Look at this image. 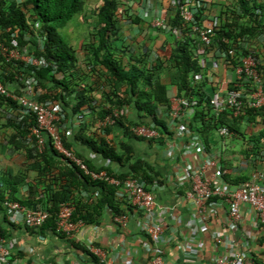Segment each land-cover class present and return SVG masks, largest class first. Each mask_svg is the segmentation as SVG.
I'll return each instance as SVG.
<instances>
[{"label":"trees","instance_id":"16d2710c","mask_svg":"<svg viewBox=\"0 0 264 264\" xmlns=\"http://www.w3.org/2000/svg\"><path fill=\"white\" fill-rule=\"evenodd\" d=\"M198 1L201 5L195 20L212 23L211 43L201 46L197 35L192 34L190 24L172 7L168 12V24L178 27L181 35L176 38L169 33L167 36H173L174 45L168 55H161L153 44L157 36L152 32L147 38V34L142 35L144 19L133 14L132 7H126L122 0L94 1L99 5L89 7L92 28L87 40L83 39L77 45L67 43L59 29L75 14H81L82 20L88 22L83 12V0H23L20 3L0 0L1 27L19 28V47L29 48L46 62L44 66L31 68L32 75L36 87L42 90L39 100L58 102L62 107V117L55 125L60 129L64 145L72 146L69 134L65 132H71L70 125L76 117L79 125L74 140L104 158V165L95 166L74 149L88 169L105 170L120 180L137 177L153 183L158 172L143 159L133 160V146L129 140L135 138L150 144H163L172 134L167 115L171 104L169 89L173 87L176 95L186 98L193 107L188 127L198 134L206 150L217 138L221 139L216 134L221 126H226L234 138H248L247 155L249 151L260 154L261 149L264 150V108H248L239 117H233L228 111L216 113L209 104L215 88L208 73L217 69L219 60L234 69L247 54L256 59L259 57L260 52L253 42L255 36L264 31V0H226L224 4H214L213 0ZM141 2L137 0L138 4ZM89 3V6L94 4ZM215 5L217 13L212 10L209 14L210 7L215 9ZM124 25L128 33L123 31ZM135 26L136 33L133 34ZM156 31L162 32L159 28ZM153 35L155 37L151 39ZM198 50L201 51L198 53ZM23 66V62H18L16 67L9 63L3 66L1 80L12 82L16 73L19 77L29 74L30 70H23ZM0 104V128L9 130L6 143L13 151L21 152L25 159L24 166L17 170L0 168V203L8 199L32 209L46 208L49 215L38 227L41 233L57 232L62 202H72V219L85 224L99 223L105 211L111 215L133 212L127 200L118 197L119 188L115 185L102 179H91L49 144L41 152L27 144L29 128L35 124L34 117H7L6 111L13 110L15 102L0 96ZM113 111H117L118 116H113ZM109 114L115 124L101 126L99 123ZM137 125L155 129L158 136L135 135L132 127ZM243 127L259 128L247 135L245 130L242 131ZM115 130H120L121 137L110 144L109 135ZM113 164L120 168L114 169ZM223 177L231 183L246 179L240 177L230 181ZM0 211L7 220L1 205ZM1 235L5 236L4 233ZM19 255H11L8 264Z\"/></svg>","mask_w":264,"mask_h":264},{"label":"built area","instance_id":"2783aa9c","mask_svg":"<svg viewBox=\"0 0 264 264\" xmlns=\"http://www.w3.org/2000/svg\"><path fill=\"white\" fill-rule=\"evenodd\" d=\"M14 1L20 3L23 0ZM122 1H124L126 7H129L130 3L126 4L127 0ZM151 2V0H145L147 4ZM200 5L201 3L198 0H165V4L157 7V9L155 5H151L150 8H144L143 15L144 17H148L150 12H152L153 15L149 16V26L159 28L162 30V33H171L174 37L179 38L181 33L178 27H171L167 20L169 9L174 7L182 20L190 24V30L192 34L197 35L200 45L208 46L212 40L213 26L211 22L206 20L202 23L195 20V14ZM212 10L213 13H217V10L211 6L209 14L212 13ZM19 32V28L17 27L11 28L8 26L3 28L0 23V74L3 72V66L6 67L9 63L16 67L18 62H23L24 66L22 69H28L31 73L23 74V77H19L16 73L12 82H4L0 78V96L10 99L16 105L13 110L6 111V116L14 119H22L27 115L33 116L35 124L29 128L30 132L26 139L27 144L34 146L38 152L43 151L46 145L49 144L67 160L83 170L91 179H102L119 188L117 192L118 197L125 198L127 203L133 208V212L112 215V222L116 226L125 229L130 217L138 212L140 214L138 217V233L142 237L146 236L144 247L148 255L147 264H174L165 257L162 251V243L166 236V231L164 223L155 214L159 209V205L153 192L154 182L149 183L137 177H128L120 180L114 176H110L105 170L92 171L88 169L81 157L75 154L72 143L70 148L64 145L60 129L55 125V122L59 121L62 117V107L58 102L39 100L38 97L42 90L36 87L35 76L32 75L33 70L31 68L44 66L46 62L42 57L34 55L29 48L19 47L17 41ZM253 44L260 52L257 59L252 54H247L240 59L239 66L234 69L231 65H226L222 60H219L217 69H212L208 72L209 76L214 77V83L211 81V84L215 88L214 93L209 99V104L214 108L216 113L228 111L233 117H239L240 115H244L248 108H264V31L255 36ZM200 51L198 50V53ZM170 102L167 122L169 130L172 131L171 136L176 133L183 135L187 140L188 146L194 149L190 153L192 156L203 152L211 154L214 143L206 150L198 134L188 127L194 110L190 102L186 98L178 97L175 91L173 94H170ZM0 110H2L1 104ZM159 113L161 112L159 111ZM112 115L118 116V112L113 111ZM112 115H107L99 124L101 126L114 125L115 120ZM72 123L75 126L79 125L76 117L73 118ZM132 131L135 135L145 138H155L158 136V132L155 129L143 125L132 127ZM65 133L69 134L68 131ZM113 133L109 135L110 144H114L117 141V139L113 138ZM216 134L221 137V139H218L219 143H227L228 139L234 137L226 126L219 127ZM168 136L164 140V143L168 142ZM154 144L158 148H162V144ZM263 153L264 150L261 149L260 154ZM90 154L94 158L97 157V153L94 151H91ZM164 154L167 157L164 159H170L172 157V150L166 147ZM219 160V155L207 157L204 159L203 166L199 170H192L191 163L182 162V167L175 174V187L180 188L184 187L185 183L189 184L188 187L185 186V194L188 198L195 201L202 209L204 215L207 213V206L216 197L217 199H222L227 204L228 219L233 226H236L240 220V204H248L256 213L258 220L264 222V182L262 180V173L253 171L248 178L237 183H231L226 180L217 182L216 178H223L225 174V169L218 166ZM207 167H213L214 169V172L210 176H205L203 173ZM0 205L4 208L9 222L13 224H25L29 228L37 229L45 222L49 215L46 208L32 209L23 206L18 201L5 199ZM73 210L74 204L72 202H62L60 204L56 224V231L58 233L71 235L78 228L86 225L81 220L74 221L72 219ZM200 222V226L204 227L205 221L202 219ZM215 240L216 242L221 241L220 237H216ZM11 246L10 239L0 235V264H8V257L12 250ZM196 246L201 247L202 244L199 242ZM197 247L192 243L182 246L178 244L174 246V249H181L190 255H194L197 253ZM87 248L93 255L101 259L106 258L102 248L96 246L94 243H89ZM127 259L129 262L130 257H127ZM248 262L250 260L247 258L246 252L234 251V253L228 256L215 257L212 264H248Z\"/></svg>","mask_w":264,"mask_h":264},{"label":"crops","instance_id":"0c3cea01","mask_svg":"<svg viewBox=\"0 0 264 264\" xmlns=\"http://www.w3.org/2000/svg\"><path fill=\"white\" fill-rule=\"evenodd\" d=\"M151 1L150 4H147L142 0L138 4L136 0H133L130 5L136 9L139 7L143 14L145 4L148 8L155 5L156 9L161 5H158L159 3L165 4V0ZM223 2L227 3L226 0H219V3ZM152 15L150 12V16ZM143 21L142 35L147 34V38L151 32L155 34L157 37L153 35L151 39L157 38L153 40V44L157 46V53L163 55L160 52L164 51L165 55H168L167 51H170L174 45L172 43L173 36L168 37V34L150 27V19ZM135 28L136 26L133 29V34L136 33ZM151 29H154V32ZM209 80L214 83V77L209 76ZM174 91V87L170 88L169 94H173ZM70 126L72 129L69 139L74 149L82 155L80 156L89 159L95 166L104 165V158L98 154L94 158L90 154L91 149L82 142L74 140L78 126H75L74 123H71ZM258 128L248 129L247 127L246 129L243 127L242 131L245 130L244 132L250 135ZM120 133V130H115L112 134L113 138L121 137ZM170 136H168V142L162 144V148L145 140L135 138L129 140L133 146V160H145L159 174L154 177L153 192L159 205L155 214L165 225L166 236L162 243L165 257L174 264H212L213 259L217 256H228L234 251H243L246 252L247 258L250 260L248 264H264V222L258 220L256 213L248 204H240V220L236 226H233L228 219V206L225 201L214 199L207 206V213L204 215L195 201L185 194V188L189 184L185 183L184 187L180 188L174 185L175 174L182 167V162L191 163L192 170H199L202 168L205 158L217 155L220 157L218 166L224 167V176L228 180L240 177L248 178L253 171H257L262 173L264 182V157L261 156L262 154L256 155L251 151H249V155L245 153L246 147H250L247 137L242 140L233 137L228 139L227 143H219L216 137L217 140L213 144L214 148L212 146L211 154L203 152L192 156L190 153L194 149L188 146L183 135L176 133ZM166 147L172 150L170 159H164L167 158L164 154ZM8 148L12 150L11 147ZM112 167L120 168L116 164H113ZM212 172H214L213 167H207L203 171L205 176H210ZM223 178L218 177L216 181L222 182ZM76 194L78 195V192ZM139 215L138 212L134 213L130 217L127 227L122 229L112 222L111 213L105 211L99 223L83 225L73 234L66 235L52 231L41 233L39 228L32 230L25 224L13 226L0 211V235L4 233L12 243V250L8 258L16 253L21 254L13 260L15 264H147L145 238L138 233ZM202 219L205 221L204 227L200 226ZM216 237H220L221 241L216 242ZM91 242L102 248L106 256L105 259L95 255L94 259L89 254L87 247ZM199 242L202 244L201 247L196 246ZM190 243L197 247V253L194 255L181 249H174V246L178 244L182 246L190 245ZM127 257H130L129 262Z\"/></svg>","mask_w":264,"mask_h":264},{"label":"rangeland","instance_id":"374dc122","mask_svg":"<svg viewBox=\"0 0 264 264\" xmlns=\"http://www.w3.org/2000/svg\"><path fill=\"white\" fill-rule=\"evenodd\" d=\"M92 1V3L89 6V2ZM98 0H83L84 3V10L83 12L85 15H87L88 22H85L82 20L81 14H75L68 22L67 24L59 29L60 35H62L63 39L68 43H72L73 45L79 44L83 39L88 38V31L92 28V19L90 17L89 13V7H93L95 5L96 7L99 5V2H94ZM214 4L219 3V0H213ZM126 4H129L128 1ZM216 7V5H215ZM217 10V8H215ZM89 23V24H88ZM124 25L123 31L129 32L127 27ZM151 31L154 32V29H151ZM150 43V41H149ZM163 55L165 54L164 51L160 52ZM167 54H169V50L167 51ZM9 133V130L6 128H0V168L8 167L12 168L14 170H17L24 166V155L21 152H16L13 150H10L6 143V138ZM234 146H236L234 144Z\"/></svg>","mask_w":264,"mask_h":264},{"label":"clouds","instance_id":"9594fccd","mask_svg":"<svg viewBox=\"0 0 264 264\" xmlns=\"http://www.w3.org/2000/svg\"><path fill=\"white\" fill-rule=\"evenodd\" d=\"M129 3H131L133 0H127ZM137 1V0H136ZM155 1H157V0H155ZM144 2H145V0H144ZM157 4V3H156ZM161 4V5H160ZM220 4V3H219ZM159 5L160 6H162L163 4L162 3H159ZM129 7H131V5H129ZM147 6H146V4H145V6L143 7V10H144V8H146ZM216 8H217V10H218V7L216 6ZM140 10H139V7L136 9V8H132V13L133 14H137V15H140V17H142L143 19H149V14H147V15H149L148 17H144V15L140 12ZM143 13H144V11H143ZM151 27V26H150ZM153 28V27H152Z\"/></svg>","mask_w":264,"mask_h":264}]
</instances>
